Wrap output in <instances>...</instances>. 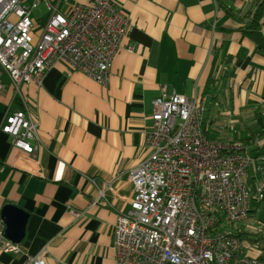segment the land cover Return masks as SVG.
Segmentation results:
<instances>
[{
  "label": "crops",
  "instance_id": "1",
  "mask_svg": "<svg viewBox=\"0 0 264 264\" xmlns=\"http://www.w3.org/2000/svg\"><path fill=\"white\" fill-rule=\"evenodd\" d=\"M88 1L63 0L62 11ZM114 1L134 30L112 59L108 89L62 62L41 88L32 82L21 87L39 121L43 179L15 167L19 151L1 132L5 117L23 104L0 69V214L5 205L28 213L18 254L4 250L11 242L0 217V264H31L39 255L45 264H115L113 226L128 207L127 173L148 155L143 135L151 101L162 90L206 98L204 135L245 148L249 217L264 214V201L254 197L257 185L264 187V56L239 29L255 0ZM46 15L41 3L35 37ZM109 182L103 205L99 189ZM255 226L261 240L244 246L248 255L264 257V221Z\"/></svg>",
  "mask_w": 264,
  "mask_h": 264
},
{
  "label": "built area",
  "instance_id": "2",
  "mask_svg": "<svg viewBox=\"0 0 264 264\" xmlns=\"http://www.w3.org/2000/svg\"><path fill=\"white\" fill-rule=\"evenodd\" d=\"M41 3L47 15L35 37L34 11ZM63 4L0 0V69L23 104L5 117L1 132L19 151L15 167L42 179L39 121L22 85L32 82L41 88L46 74L62 62L108 89L112 59L134 30L114 0L77 3L65 12ZM125 49L134 50L132 45ZM205 109V97L174 91L162 90L151 101L143 135L148 155L127 173L128 207L117 213L113 226L115 264H264V257L244 253L239 232L226 228L249 217L251 159L239 142L224 145L205 137ZM110 184L99 189L98 203H106ZM263 188L259 183L255 190L258 201H264ZM4 250L20 252L12 243ZM29 262L45 264L42 255Z\"/></svg>",
  "mask_w": 264,
  "mask_h": 264
},
{
  "label": "water",
  "instance_id": "3",
  "mask_svg": "<svg viewBox=\"0 0 264 264\" xmlns=\"http://www.w3.org/2000/svg\"><path fill=\"white\" fill-rule=\"evenodd\" d=\"M4 237L13 244H19L25 235L28 213L15 205H5L1 210Z\"/></svg>",
  "mask_w": 264,
  "mask_h": 264
},
{
  "label": "trees",
  "instance_id": "4",
  "mask_svg": "<svg viewBox=\"0 0 264 264\" xmlns=\"http://www.w3.org/2000/svg\"><path fill=\"white\" fill-rule=\"evenodd\" d=\"M255 11L252 14L247 16V21L244 23L242 28H239L240 31L252 41L259 53L264 56V34H263V26H264V0H255ZM204 97V96H199ZM207 105V100H206ZM207 107L205 109V112ZM203 128V124H202ZM204 132V131H203ZM208 139V138H207ZM210 140V139H209ZM218 142V141H217ZM241 233H238L240 236Z\"/></svg>",
  "mask_w": 264,
  "mask_h": 264
},
{
  "label": "rangeland",
  "instance_id": "5",
  "mask_svg": "<svg viewBox=\"0 0 264 264\" xmlns=\"http://www.w3.org/2000/svg\"><path fill=\"white\" fill-rule=\"evenodd\" d=\"M259 220L264 221V214L257 213L256 211H254L251 213V217H248V219L245 222L227 225L226 228L230 229L232 232L241 233L240 235L241 241H242V245L244 246L245 243H250L251 239L255 240V242H258L257 240L259 241L261 240L262 236L257 235V234L254 235V232L258 229V227L260 228V226H255V224ZM244 249H245L244 253L248 254L245 246H244ZM258 251L262 253L261 250H258ZM263 254H264V251H263Z\"/></svg>",
  "mask_w": 264,
  "mask_h": 264
}]
</instances>
